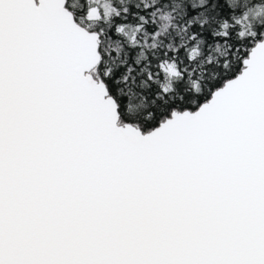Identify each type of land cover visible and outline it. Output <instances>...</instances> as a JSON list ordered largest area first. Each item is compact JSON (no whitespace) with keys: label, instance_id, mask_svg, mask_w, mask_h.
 Returning <instances> with one entry per match:
<instances>
[{"label":"snow or ice","instance_id":"snow-or-ice-1","mask_svg":"<svg viewBox=\"0 0 264 264\" xmlns=\"http://www.w3.org/2000/svg\"><path fill=\"white\" fill-rule=\"evenodd\" d=\"M0 264H264V0H0Z\"/></svg>","mask_w":264,"mask_h":264}]
</instances>
